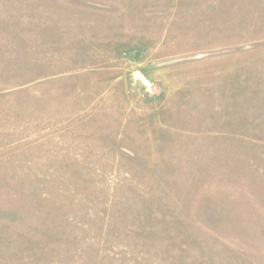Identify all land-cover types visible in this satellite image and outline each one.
Returning <instances> with one entry per match:
<instances>
[{"label":"rangeland","instance_id":"rangeland-1","mask_svg":"<svg viewBox=\"0 0 264 264\" xmlns=\"http://www.w3.org/2000/svg\"><path fill=\"white\" fill-rule=\"evenodd\" d=\"M0 264H264V0H0Z\"/></svg>","mask_w":264,"mask_h":264}]
</instances>
